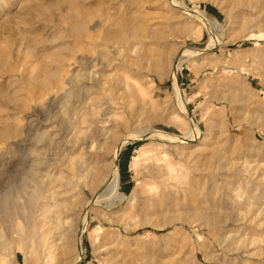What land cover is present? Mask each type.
Masks as SVG:
<instances>
[{
    "label": "rangeland",
    "instance_id": "374dc122",
    "mask_svg": "<svg viewBox=\"0 0 264 264\" xmlns=\"http://www.w3.org/2000/svg\"><path fill=\"white\" fill-rule=\"evenodd\" d=\"M178 1L0 0V264H264V0Z\"/></svg>",
    "mask_w": 264,
    "mask_h": 264
},
{
    "label": "bare ground",
    "instance_id": "6f19581e",
    "mask_svg": "<svg viewBox=\"0 0 264 264\" xmlns=\"http://www.w3.org/2000/svg\"><path fill=\"white\" fill-rule=\"evenodd\" d=\"M175 1V3L177 4V5H179V1L178 0H174ZM181 7V6H180ZM189 11V10H188ZM197 14V16H199V17H201V19H202V17L204 16V15H202V13H201V15H200V13L198 14V13H196ZM193 15V14H192ZM195 15V14H194ZM196 16V15H195ZM198 19V18H197ZM200 19V20H201ZM205 19V18H204ZM206 20V19H205ZM210 48V47H209ZM180 107L183 109V111H185L186 110V107H185V105L182 103V102H180ZM182 111V112H183ZM194 135L196 136V135H198V130H197V128H196V126H194L193 127V132L191 131L190 133H188V137H187V141L188 142H193L194 141ZM164 136L165 137H169V138H175L174 140H180L181 142H182V137H175V136H168L167 134L165 135L164 134ZM122 147H123V145H122ZM122 147L120 148V151H119V154H120V152H121V150H122ZM118 165H119V155H118V164L117 165H115L114 166V169H113V172H112V174H111V176H110V179H109V181H108V183H110V187H111V189L112 190H114V192H118V186H119V184H118V182H119V167H118ZM121 194V193H120ZM119 196V201H121V202H123V200H125V196L123 195V194H121V195H118ZM36 207H37V205H36ZM35 207V208H36ZM8 208H9V203H4V206H3V209L7 212V210H8ZM39 208V207H38ZM25 210V208H23L22 210H21V213H22V218L21 217H19V218H21V219H23L28 225H27V227H28V235H27V237L26 238H14V239H11V241H10V243H23L27 248H28V254L29 255H33V254H35V252L37 251V245H38V240H37V238H39V240H41L42 241V238H43V235L42 234H39L38 233V231H37V229H36V225H35V222H34V218H33V215H32V213L30 214V212H27L26 214H25V212L23 213V211ZM41 210L43 211V217H45V218H47V215L49 214V212H50V209H48L47 208V205L46 206H44V207H42L41 208ZM19 214V213H18ZM20 215V214H19ZM18 220V219H17ZM39 230H41V229H39ZM41 232V231H40ZM15 236H16V234H15ZM81 243V242H80ZM15 245V244H14ZM17 248V247H16ZM5 248H4V246H2V247H0V250H4ZM17 252V251H16ZM81 254H82V252H80ZM81 254H80V256L78 257V261L81 259Z\"/></svg>",
    "mask_w": 264,
    "mask_h": 264
}]
</instances>
